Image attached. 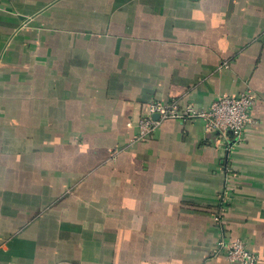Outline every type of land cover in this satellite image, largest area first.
<instances>
[{"label": "crops", "instance_id": "crops-1", "mask_svg": "<svg viewBox=\"0 0 264 264\" xmlns=\"http://www.w3.org/2000/svg\"><path fill=\"white\" fill-rule=\"evenodd\" d=\"M249 90L243 141L153 100ZM264 264V0H0V264Z\"/></svg>", "mask_w": 264, "mask_h": 264}, {"label": "built area", "instance_id": "built-area-1", "mask_svg": "<svg viewBox=\"0 0 264 264\" xmlns=\"http://www.w3.org/2000/svg\"><path fill=\"white\" fill-rule=\"evenodd\" d=\"M253 96L249 90L237 95L218 97L206 109H196L193 106L180 108L175 100H153L146 106V112L138 121L136 140L150 138L158 126L166 119L201 118L206 131L230 133L237 142L244 139L246 130L255 119L252 115ZM158 115L157 119H153ZM225 258L232 264H256L257 257L247 250L240 240H232L224 246Z\"/></svg>", "mask_w": 264, "mask_h": 264}, {"label": "water", "instance_id": "water-1", "mask_svg": "<svg viewBox=\"0 0 264 264\" xmlns=\"http://www.w3.org/2000/svg\"><path fill=\"white\" fill-rule=\"evenodd\" d=\"M157 118H158V115H154V116H153V119H157Z\"/></svg>", "mask_w": 264, "mask_h": 264}]
</instances>
